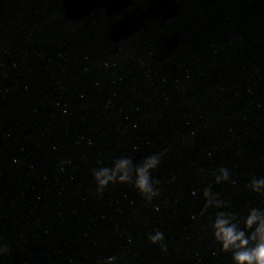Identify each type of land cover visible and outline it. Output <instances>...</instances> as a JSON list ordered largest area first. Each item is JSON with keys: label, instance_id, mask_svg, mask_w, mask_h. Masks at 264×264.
<instances>
[{"label": "water", "instance_id": "95a60500", "mask_svg": "<svg viewBox=\"0 0 264 264\" xmlns=\"http://www.w3.org/2000/svg\"><path fill=\"white\" fill-rule=\"evenodd\" d=\"M160 152L150 204L97 194V161ZM253 176L264 0H0V264H233L211 223L264 209ZM209 187L228 207L201 216Z\"/></svg>", "mask_w": 264, "mask_h": 264}, {"label": "clouds", "instance_id": "9594fccd", "mask_svg": "<svg viewBox=\"0 0 264 264\" xmlns=\"http://www.w3.org/2000/svg\"><path fill=\"white\" fill-rule=\"evenodd\" d=\"M164 155V152L153 153L139 164L134 163L131 157H121L111 167H104L103 161H97L101 166L92 170L97 194L102 196L109 185L130 184L150 204L160 195L158 185L161 183L151 173L159 167ZM218 173L215 176L217 184L230 180L228 169L220 168ZM247 187L250 191L264 196V178L253 176ZM203 197L205 204L201 216L210 208L228 207L218 194L212 192L211 187L204 189ZM241 224L243 228L240 227ZM211 229L215 242L220 245V251L230 253L233 264H264V209L250 208L245 217H238L230 211H218L211 223ZM148 240L153 245L160 244L161 251L167 252L164 234L159 230L155 234L149 233ZM8 251L7 246L0 248V256ZM116 260L114 256L109 257L103 264H116Z\"/></svg>", "mask_w": 264, "mask_h": 264}]
</instances>
